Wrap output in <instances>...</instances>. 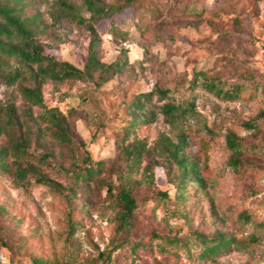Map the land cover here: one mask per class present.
Wrapping results in <instances>:
<instances>
[{
	"label": "rangeland",
	"instance_id": "374dc122",
	"mask_svg": "<svg viewBox=\"0 0 264 264\" xmlns=\"http://www.w3.org/2000/svg\"><path fill=\"white\" fill-rule=\"evenodd\" d=\"M101 1L112 15L94 24L99 57L123 58L125 66L100 85L42 83L43 104L66 117L72 140L61 143L44 129L39 137L28 133L21 163L74 194L54 192L28 173L17 178L7 156L0 165V234L9 248L0 245V264H32L33 258L41 264H264V0ZM66 2L88 17L82 0ZM23 10L37 14L35 38L48 53L81 66L88 39L83 23L66 16L54 0H28ZM3 59L0 121L5 106H26L19 93L27 85L25 67L16 58ZM13 70L21 76L9 81ZM204 75L219 79L223 89L239 84L238 96H213L199 85ZM155 88L169 90L166 99L172 101L192 98V111L174 120L157 112L154 121L125 131L127 102ZM164 101L152 95L151 103ZM39 111L32 107L33 115ZM252 118L257 127L245 128L242 122ZM227 132L241 143L237 168L226 162ZM179 138L181 154L202 184L186 182L176 193L177 168L163 147L166 139ZM133 139L143 140L147 151L128 166L119 146ZM7 142L0 135V146ZM88 166L97 168L89 180L71 181L72 170ZM120 189L136 205L123 237L138 240V246L111 242ZM215 232L235 243L198 257L195 235L210 238Z\"/></svg>",
	"mask_w": 264,
	"mask_h": 264
},
{
	"label": "trees",
	"instance_id": "16d2710c",
	"mask_svg": "<svg viewBox=\"0 0 264 264\" xmlns=\"http://www.w3.org/2000/svg\"><path fill=\"white\" fill-rule=\"evenodd\" d=\"M27 1L0 0V63L4 61L3 56L16 58L25 67V76L27 77L25 79L27 85L19 86L20 96L26 106L19 111L13 104H9L3 110V119L0 121V135L4 136L8 142L6 146H0V165L4 166L5 158L10 155L13 158L14 173L17 178H24L28 173L35 183L41 184L65 197H70L74 194L72 188L65 187L60 182L35 171L29 163H26L25 166H22L21 163L27 155L28 140L26 134L28 133L34 137H39L44 129L52 138L61 143L68 144L72 140L70 124L66 117L57 108H48L43 104L41 85L45 80L53 82H63L65 80L91 81L95 85H100L114 74L121 73L125 61L123 58L117 57L110 62H104L99 57L100 37L94 24L110 18L112 15V10L101 0H82V5L88 13L87 18L80 14L76 4H69L66 0H54L66 16L77 23H83L84 29L88 33L85 57L80 67L67 60L56 59L36 40L35 35L39 30L37 14L24 13L23 9ZM189 10L193 13H199V11L194 10L193 6ZM52 18L57 21L59 16H52ZM197 73L198 71L195 72V75ZM18 76H21L20 71L13 70L6 76V79L13 81ZM189 85L190 88L195 86V80L191 79ZM199 85L213 96L223 99L237 97L241 89L239 84H232L223 89L219 79L205 75ZM168 91L167 89L155 88L134 94L126 104L128 117L123 129L128 131L152 122L156 118L157 112L167 120H174L192 111V98L186 96L180 100L172 101L166 99ZM153 94L158 99H165V101L160 104L151 103ZM32 107H37L40 111L33 115ZM261 113L263 114V112ZM242 125L247 129H253L257 127L258 120L252 118L243 121ZM225 145L229 150L226 162L232 168H237L242 163L240 158L241 143L231 132H227L225 134ZM181 148L182 141L180 138L176 142L166 139L163 147V150L167 151V155L177 168V172L172 179L175 183L176 193L185 186L186 182L202 184L195 166L181 154ZM146 151L145 143L141 139H133L119 146V155L123 160H126L128 166L138 162L141 155ZM96 169L88 166L72 170L69 177L73 182L87 181L97 171ZM157 193L159 196L166 197L164 191H158ZM116 195L119 210L117 211V222L114 227L115 236L111 242L114 243L113 246L115 247L121 242L138 246L140 245L138 240H128L123 237L131 226L132 215L136 208L135 202L126 189L118 190ZM195 237L201 245V249L197 252L200 258L221 253L230 244L235 243L232 238L225 237L219 232H215L210 238L201 234H196ZM0 245L6 250L9 248L2 234H0ZM32 264H41V262L39 259L33 258ZM61 264L69 263L65 261Z\"/></svg>",
	"mask_w": 264,
	"mask_h": 264
}]
</instances>
